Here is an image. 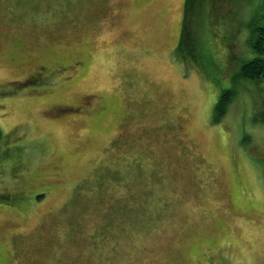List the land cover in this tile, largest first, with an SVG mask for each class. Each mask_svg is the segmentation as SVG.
Returning a JSON list of instances; mask_svg holds the SVG:
<instances>
[{
    "label": "rangeland",
    "instance_id": "obj_1",
    "mask_svg": "<svg viewBox=\"0 0 264 264\" xmlns=\"http://www.w3.org/2000/svg\"><path fill=\"white\" fill-rule=\"evenodd\" d=\"M263 20L264 0H0V264H264V80L239 77ZM54 61L69 78L26 83Z\"/></svg>",
    "mask_w": 264,
    "mask_h": 264
},
{
    "label": "trees",
    "instance_id": "obj_2",
    "mask_svg": "<svg viewBox=\"0 0 264 264\" xmlns=\"http://www.w3.org/2000/svg\"><path fill=\"white\" fill-rule=\"evenodd\" d=\"M253 31L254 38L251 42V46L254 51L259 55V57L244 64V66L242 67V71L239 74V77L250 82H260L264 80V20L261 22V24L256 25ZM234 96L235 94L233 91L223 92V94L220 96L214 111L215 122H220L222 120L223 116L227 113ZM259 121L264 122V110L259 117ZM40 198L42 197H39V199ZM0 200L2 201L5 199H2V197L0 196Z\"/></svg>",
    "mask_w": 264,
    "mask_h": 264
},
{
    "label": "flooded vegetation",
    "instance_id": "obj_3",
    "mask_svg": "<svg viewBox=\"0 0 264 264\" xmlns=\"http://www.w3.org/2000/svg\"><path fill=\"white\" fill-rule=\"evenodd\" d=\"M73 64H66L63 61H54V62H49L47 64L43 65H38L33 73L29 76H27L24 80H26V83L34 85L37 83L42 82L45 79H57L61 80L62 78L66 79L69 78L68 74L67 77H64L65 74L68 73L69 68ZM6 197V196H5Z\"/></svg>",
    "mask_w": 264,
    "mask_h": 264
}]
</instances>
